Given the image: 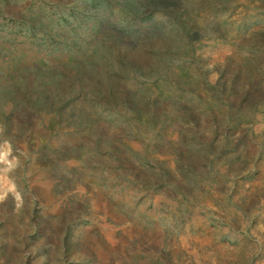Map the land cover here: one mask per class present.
Masks as SVG:
<instances>
[{"label":"rangeland","instance_id":"rangeland-1","mask_svg":"<svg viewBox=\"0 0 264 264\" xmlns=\"http://www.w3.org/2000/svg\"><path fill=\"white\" fill-rule=\"evenodd\" d=\"M0 264H264V0H0Z\"/></svg>","mask_w":264,"mask_h":264}]
</instances>
